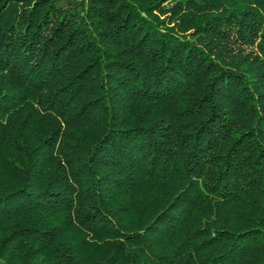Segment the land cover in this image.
<instances>
[{
    "label": "trees",
    "instance_id": "obj_1",
    "mask_svg": "<svg viewBox=\"0 0 264 264\" xmlns=\"http://www.w3.org/2000/svg\"><path fill=\"white\" fill-rule=\"evenodd\" d=\"M0 264H264V0H0Z\"/></svg>",
    "mask_w": 264,
    "mask_h": 264
}]
</instances>
